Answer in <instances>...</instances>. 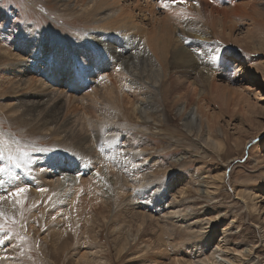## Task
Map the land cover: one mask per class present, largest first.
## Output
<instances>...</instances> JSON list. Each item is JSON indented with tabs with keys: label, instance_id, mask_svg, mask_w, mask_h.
Wrapping results in <instances>:
<instances>
[{
	"label": "rangeland",
	"instance_id": "374dc122",
	"mask_svg": "<svg viewBox=\"0 0 264 264\" xmlns=\"http://www.w3.org/2000/svg\"><path fill=\"white\" fill-rule=\"evenodd\" d=\"M154 1L157 5L162 3V0ZM172 1L166 0V3L170 4ZM261 1L264 6V0ZM226 2V0H209L208 5L217 10L233 7ZM233 2L239 4L244 1ZM173 3L176 4L175 0L171 4ZM77 9L73 12H64L62 8L59 9L54 0H0V34L7 32L11 34L9 39L0 35V126L17 137L18 148L27 151L30 158L33 157L30 155L33 151L37 155L43 152V155H47L48 158L53 155L61 164L64 161L62 153L55 148L58 145L54 138H42V135L29 123L22 124L12 120L16 114L12 112L14 105L12 99L16 96L47 93L46 95L57 99L56 101L62 105L60 119L68 122L67 129L73 130L74 134L84 135L88 133V130L96 129L97 125H101V120H97L98 116L92 113L87 115L83 107H102V102L96 98L101 97L103 91L99 90L103 84L108 87L109 83L113 82L115 93L119 95L126 91V88L132 87L128 83L127 74L125 77L123 74L118 76L119 70L116 69L118 67L112 71L109 65L103 67L100 64L99 67H94L84 62L90 71L87 74L97 78L95 81L97 86H93L86 76H83L80 65L81 59L85 58V52L93 56L94 51L99 49L82 52L83 35L84 38L86 36L91 38L92 34L84 31L80 12L78 13L80 9ZM254 19L255 44L262 43L263 49L264 7L254 16ZM5 22V25L10 28L2 24ZM241 28L242 25L240 30L239 28L236 30L238 34L234 33L235 37L238 35L237 40H240L238 43L234 40L226 41L219 38L212 42L221 46L224 55L231 53L232 59L236 61L245 57L242 64L248 63L253 72L249 81L261 83L264 87V50L258 49L261 53L259 54L251 49L246 41L241 42L245 37L246 27ZM79 35L82 36L79 38ZM30 39L32 43H29ZM68 46L74 49L73 56L76 59L73 67L70 65L68 68L62 67L63 73H66L68 77L59 76V70L53 68L54 74L50 75L52 79H55L53 81L47 75L45 77L41 75L38 70H32V68L44 67L43 65L46 68L49 66L52 68L56 65L55 57L58 55L56 49L60 47L64 49ZM47 49H51V52L48 53ZM6 50L10 56L8 53L5 54ZM41 51L43 58L37 61ZM12 54L16 57L14 58ZM100 54L104 55L102 52ZM23 60L25 62L21 63ZM110 60V62L113 61ZM133 60L137 62L136 66L142 64L140 63L142 60L139 63L138 59ZM19 65L24 70L18 68ZM20 75L21 87L18 86ZM2 86L7 88L8 95H3ZM199 86L204 88L202 84ZM176 89L181 90V87ZM183 89L178 91L188 97L183 98L180 95L183 100L181 103L177 102L179 100L174 101V93L177 91L173 92L172 88L166 93L164 91L161 98H158L161 103L160 109L165 117V120L163 119L160 123L161 126L158 124L156 127L152 126L153 128L148 126L140 129L135 127L130 119L126 121L120 115L118 124L122 130L119 133L122 135L118 143L124 145V138L129 139L128 142L132 141L131 146L127 147L129 150H134L132 154H129L130 156L115 151L117 146L115 143H106L107 146L103 143L93 144L91 148L94 152L90 153L97 161L87 158L85 161H76L68 170L59 169L57 173H60L58 180L60 184L54 191L55 198L39 187L34 189L35 184L34 186L31 184L19 197L22 203L13 204L11 200L0 202V211H3L6 217V219L0 218V224H4L5 232L10 237L5 240V233L0 232V264H101V262L104 264H170L175 255L174 251H177L178 257L183 261L191 260L189 256L195 251H204L196 252L195 256L199 255L200 259L205 260L208 254L206 251L214 249L217 243L223 246L222 253L228 259L230 258L229 260L232 262L236 260L234 264H264V116L259 111L250 116L251 120L244 119L240 109L231 113L223 107L219 98H210L211 100L207 102L202 99L199 106L201 107L202 103L207 106V114L212 117L209 127L205 125L203 132L198 136L194 133L188 135L184 127L183 114L180 115L178 108L184 107V113H187L195 100L190 97L192 93L189 95V90H186L185 86ZM185 90L188 94L183 92ZM208 133L215 140L216 147L208 148L204 145ZM253 136L254 139L248 140L243 145L245 139ZM36 144H40V147H36ZM0 146L3 149L12 148L9 143L0 142ZM201 146H205L206 149H202ZM101 148L104 150L101 151ZM41 149L43 151H40ZM126 150L124 148V151ZM138 150L141 151V155L137 157L143 160V163L137 168L132 156ZM12 153L18 154L16 148L12 150ZM48 161L52 162V159ZM134 167L137 169H133ZM132 169L134 170L131 172L132 178L127 177V185H122L119 189L115 185V182H118L117 174L125 175ZM13 172L21 174L24 169H13ZM80 172L81 175L84 174L81 176ZM57 173L54 174L57 175ZM92 173L94 176L98 175L99 180L96 178L87 180L84 185L79 186L81 189L75 188L82 178L83 180L88 176L90 178ZM142 174H147L148 177L141 186L134 181L140 180ZM220 174L223 179L216 181ZM206 182L207 185H205ZM199 184H202L200 189L208 188L210 195L197 191L195 185ZM2 187L11 191L13 185L6 183ZM74 189H79L78 201L71 204ZM154 190L165 194L156 203L162 208L160 206L158 209H153L152 205L155 202L148 201L149 198L143 195L145 191H149V197H152ZM0 192L4 194L3 191ZM46 194L47 196H44ZM58 196H61L63 201L61 199L56 201ZM43 197H45L44 200ZM48 199L50 207L45 210V201ZM102 199H106L108 209L104 208L106 206L99 205ZM181 203L196 206L193 208L195 212L184 213L185 220H189L187 224L197 223L192 232L185 229V223L178 224V221L167 214V212L178 210L176 205ZM98 207L100 208L97 209ZM101 209L105 212V214L103 212L105 222L102 220L101 212L98 213L102 211ZM216 213L218 216L215 221L211 222L210 226L203 225L200 229L199 222L211 220ZM232 220H234L233 223L228 226ZM53 230L62 234L56 248L52 243L55 237L52 236ZM127 232L131 233L130 237L125 235ZM133 236L136 237L135 240H132ZM241 241L246 242L253 249L252 256L246 258L234 252L239 247L236 244ZM202 253L203 256L200 255ZM80 256L86 257L85 263L78 261L81 260ZM252 259L254 261H251ZM209 262L213 264L212 261Z\"/></svg>",
	"mask_w": 264,
	"mask_h": 264
},
{
	"label": "bare ground",
	"instance_id": "6f19581e",
	"mask_svg": "<svg viewBox=\"0 0 264 264\" xmlns=\"http://www.w3.org/2000/svg\"><path fill=\"white\" fill-rule=\"evenodd\" d=\"M54 1L56 2V4H58L59 9L62 8L63 9L62 11L64 12H73L77 8L80 9L78 13L80 12L79 15L81 17V21H82L81 23L83 24L84 31L88 33L90 32L92 34L90 35L91 38L88 36L84 38L83 35L82 38L83 40L81 43L83 45V47H81L83 50L82 52L86 50L88 51L89 49H91L92 51H94L95 48L99 49L94 51L93 56L90 53L88 54L85 52V57H87V59L85 58L81 59L82 64L85 62L87 64L89 63L91 66L94 67H99L100 64L103 67H107L109 65L112 71L115 70L114 69L115 67H118L116 68L119 70L117 72L118 76H121V74H123L125 77V74H127V77H129L127 78L129 81L128 83L132 86L131 88H126V91H124L120 95L118 93H115V87L113 82H110L108 87H106V84L105 86L103 84L104 87L102 86L101 89L99 88L100 89L99 91L100 92L103 91V92H101L102 95L100 94L101 97H97L96 99H99L102 102L103 104L102 107L89 108L84 106L83 110L87 115L88 113L96 114L95 116H98L97 120L98 119L101 120V125L99 126L97 125L96 129L92 128L91 130H88V133L87 134L85 133L84 135L81 133L74 134L72 132L73 130L70 131L71 130L70 128H69L70 130L67 129L68 127L66 126L68 122L61 121L60 119L62 105L60 104V102L56 101L57 99L55 100L53 97L46 95L47 93L32 94V95L22 93L23 95L16 96L14 99H12L14 102V105L12 107L13 108L12 112L16 113L14 118H12V120L14 122H20L22 124L29 123L30 125L33 126L36 132L42 135L41 136L42 138L44 137L54 138V140L57 141V145H58L55 148L62 153L63 160L75 158V161L81 162V161H85L87 158L95 159V156L91 155L92 153L90 152L93 151L91 145L96 143L99 144L103 143L105 145L106 143L109 142L115 143L117 145L115 147V151H118V153L119 152L126 153L127 155L132 154L134 150L133 149L129 150V148H127L129 145L131 146L132 141L128 142L129 139L124 138L125 141L124 145L118 143V141L120 140L119 138L122 135L119 133L121 128L120 125L118 124L120 123V115L126 121L130 119L133 122L134 126L140 129L147 128L148 126L156 127L158 124L160 125L162 120L163 119L165 120V117L162 109H160L161 103L158 98L159 97L161 98V95L163 94L164 91L166 93L171 88L173 92L177 91V93H174L175 94L174 101L179 100L177 101L178 103L179 102L181 103V101H183L182 97L180 96L182 95L180 94V91L184 90L183 86L187 88L186 90H189V95L190 93H192V96L190 95V97H193L195 100V103L193 104V106H191L190 110L187 113L186 112L184 113V109H185L184 107L178 108L180 115L183 114V118L185 121L184 127L186 128L188 135L194 133L195 136H198L200 135L201 132H203V127L205 125L207 128L209 127L210 119L212 117H210V115L207 114L208 113L207 106L203 105V103L201 107L199 106L202 99L205 102H207L209 101L210 98H214V99L219 98L223 107L226 110L230 111L231 113L240 109V112L244 115V119L251 120L250 116L257 114L259 111H261V115L264 116V94H263L264 87L261 83L258 82L254 83V81H249L250 75H252L253 72L250 70V66L248 63L242 64V62H244L245 60V57H242V59L236 61L232 59L233 55L231 53L225 54L226 66L235 69V71L232 72V74L230 75L226 71H217L215 66L211 63V61L209 62L206 55V53H208L212 48H215L217 46V44L212 42L217 38L226 41L234 40V42L238 43L239 40V39L237 40L238 35H236L235 37L234 33L236 32V30H238V28L240 30V25H242V28L243 26L246 27L244 31L245 37L243 36L244 39L241 40V42L244 43L246 41L251 49L259 53L258 49H262V43L255 44L254 16H256V14H258L261 8L264 7L261 0H243L244 2L243 3L241 2L239 4L233 2L236 0H226L227 1L226 3L233 7H230L229 9L225 8L223 10H217V9H213V7H210L209 6L210 4L208 5L209 0H194V1L185 0V2H183L185 4L180 3L176 0H175L176 4L174 3L171 4L174 0L170 4H167L166 0H162V3L159 5H157L156 1L154 0H54ZM165 4H167V7H165ZM182 6L183 7L185 6V8L183 9ZM2 24L5 25L6 22ZM5 26L7 28L9 27L7 25ZM236 33L238 34V32ZM0 35L1 37L7 39L11 37V34L8 32L1 33ZM81 36L82 35H79V38ZM30 42L32 43L31 39L29 40V43ZM47 50H49L48 53L51 52V49H47ZM262 50H264V48ZM199 51H201V53ZM56 52L58 55L55 57V63H56L55 66H53L52 68L51 66L46 68L45 65H43L42 63L41 65H43L44 67L32 68V70L33 71L38 70L39 73L44 77L46 75L50 77L51 73L54 72L53 68H55L59 70V76L63 75L65 78L68 77L66 73H63L62 67L68 68L69 65L73 67L74 63H76V59L73 56L74 49L71 48L70 46L64 49L60 47L56 49ZM100 52H102L104 55H101ZM6 53H8V51L5 52V54ZM8 56H10V53H8ZM13 57L15 58L16 56L13 55ZM41 58H43L42 51H41V56L38 58L37 61H39V59ZM33 59L35 60V58ZM77 59L79 60V58ZM110 59H112L115 62L113 61H112L113 63L110 62L111 61ZM132 59H138V63L140 60H142L140 62L142 64L141 65L138 64V66H136L135 64L137 62H134V60L132 61ZM23 62L25 61L23 60L21 63ZM85 63L83 65H85ZM88 65H86L87 67L85 66L87 69H88ZM245 67L246 70L248 71L244 70ZM18 68L23 69V67L20 65L18 66ZM81 72H83L82 73L83 76L85 75L86 78L93 84V86L94 85L97 86L95 82L97 78L91 77L87 74L90 73V71L81 70ZM50 79L52 78L50 77ZM21 80L22 78L20 75L19 84H18L19 87L22 86L20 85V83H22ZM52 80L54 81L55 79ZM9 82H13V81H9ZM200 84H202L204 88L199 86ZM179 87H181V90L178 89L180 91L176 89ZM186 90L183 92L188 94ZM2 92L4 93L3 94L4 96L8 95L7 94L8 90L4 86H2ZM182 96L183 98L188 97L187 95L185 96L182 95ZM252 139H254V136L245 139L243 145H245L248 142V140H252ZM0 142L9 143L12 146L11 149H3L0 146V150L5 151V153L12 152V150L15 148L16 151L17 149H19L18 148L19 141L17 137L5 131L1 126H0ZM204 145L208 148L217 146L215 140L211 138V135H209V133L205 138ZM205 146L203 147L201 146L202 149L203 148L206 149ZM36 147H40V144H38ZM124 148H126L127 150L124 151ZM140 153L141 151L139 150L135 151L132 156L137 164L136 166L137 168L143 163V160H140L139 157H137L138 155H141ZM30 155H33V157L30 158L28 156L26 166L23 168L24 172H22L21 174L17 173L18 175L21 176L20 180L16 181L9 179L8 184L13 186H27V187H30L31 184H33L34 186L35 184L34 189L39 187L40 189L48 192L53 198L54 191L55 189H58L60 184V182H58L60 173L57 172L59 171L60 168H65L68 170V168L73 167L75 162L73 164L70 163L67 166L60 163L59 166L50 167L49 165L51 161L50 162L48 161L49 159L48 156L43 155V152H41L40 155H37L32 151ZM51 159L52 161H56L53 155H51ZM136 167H134L133 169H135ZM130 168H132V166ZM133 169L127 171L125 175L117 174L116 181L118 182L115 181L114 182L119 189L120 186L127 185L126 183L128 181L127 177L128 179L130 176L132 178L131 172L134 171ZM135 172L137 173L138 171ZM54 173H57V175H55ZM89 174L90 172L88 171V175ZM99 174L101 173L99 172ZM104 175H106L107 177L106 173H104ZM91 176L90 178L88 176V178L84 180L81 177L82 179L80 183H78V185L76 184L75 188H79V186L84 185L85 184L84 182H86L87 180L90 181L91 179H95V178L99 180V177H97L98 175L97 176L95 175L96 176L95 177L92 173ZM147 177H148L147 174H142L141 179L140 180L138 179V181H134V183H138V185L142 186L146 182ZM222 179H223L222 175L220 174L217 177L216 181L218 180L221 181ZM199 185H195L197 186L195 187L197 191H203L205 195H208L210 193L207 190L208 189L207 187H206L207 189L205 188L200 189L202 184ZM205 185H207V182L205 183ZM79 189H74L73 198L70 200L71 204L73 202L78 201L77 193L79 192L78 191ZM148 192L145 191L143 195H146V197L149 198V199L147 198L148 201L150 200L151 202H155L152 205L153 209L155 208L158 209V207H160L161 205L160 204L156 205V203H158V199L159 198L161 199V197L165 194L160 193L158 190H154V192L151 191L153 196L149 197L150 194ZM106 194L110 195V193H106ZM44 196H47V194ZM115 196L117 195L115 194ZM129 198L131 199V197ZM42 199L44 200L45 197H43ZM60 199L62 200L61 196H58L56 201ZM80 200H81V196H80ZM105 200L106 199H102L101 204L99 203V205L106 206L107 202ZM49 201H50L49 199L45 201V210H47L48 207H50V204L48 203ZM46 203H48L47 206ZM176 207H178L179 209L178 210L176 209L174 211L172 209L173 212L170 213L167 212V214L170 216V218L178 221L177 222L178 224L185 223L184 225L185 229L192 232L195 226L197 225V223L187 224L189 220H185L184 213L195 212L193 208H195L196 206L193 207L192 204L183 205V203H181V205L178 206L176 205ZM180 207L183 208L180 209ZM99 208L100 207H98L97 209ZM104 208L108 209V206ZM101 210L102 211L98 210L99 211L98 213L101 212L100 215L103 216L104 211L103 209ZM92 213L94 212L92 211ZM217 216L218 213H216L215 216H212V218L209 217V219L211 218V220L199 222L200 229H202L203 225L205 224L209 225L211 222L215 221V218ZM147 218L148 217H146V219ZM105 219L106 218L103 216L102 217L103 222H105L104 221ZM138 219L140 220L139 217ZM233 221L234 220H232L230 224H228V226H230L231 223H233ZM130 232L125 233V235L130 237L131 236ZM137 232L139 233L140 229ZM52 236H55L52 239L53 240L52 243H53V247L56 248V246L59 243L58 240L61 238L62 234L59 231L57 232L56 230H53ZM133 238L132 240L136 239V237L134 236ZM236 238L239 239V237ZM140 244L143 243L140 242ZM236 245H238L239 247L238 249L234 250V252L246 258L247 256L251 255L253 249L250 248L246 242L241 241ZM222 247L223 246H221V244L217 243L214 249L206 251V253L208 252V254L205 260L202 258L201 260L199 258V255L198 257L195 256L196 252L201 253L204 251H195L194 253H192L193 256L192 255L189 256L191 260L187 259L188 261L181 260V258L178 257L177 251H174L173 254L175 255L171 261L172 263L170 264H208L207 262L209 261H212L213 264H234L236 260L234 262L229 260L230 258L228 259L227 256H225L222 253L223 251ZM9 253H7V255ZM200 255L203 256V253ZM79 259H81L78 260L79 262L84 261L85 263L86 261V257L83 256H80ZM238 259L239 258L237 257V260ZM251 261H254V259H252ZM101 264H104V262L103 263L101 262Z\"/></svg>",
	"mask_w": 264,
	"mask_h": 264
},
{
	"label": "snow or ice",
	"instance_id": "6c2138e0",
	"mask_svg": "<svg viewBox=\"0 0 264 264\" xmlns=\"http://www.w3.org/2000/svg\"><path fill=\"white\" fill-rule=\"evenodd\" d=\"M178 2L183 3L185 0H178ZM165 7H167V4H165ZM206 55L208 60L211 61L217 71H226L230 75L235 71V69L226 66V57L219 45H217L215 48H212L208 53H206ZM85 59H87V57H85ZM80 68L83 71L88 70L83 64L80 65ZM40 151L43 150L41 149ZM101 151H103V148H101ZM17 152L18 154H13L12 152L5 153V151L0 150V191H3L4 193L0 194V202L11 200L13 204H20L22 201L19 199V197H21V195L28 190L27 186H13L11 191H8L2 187L8 183L9 179L16 181L20 180V176L14 173L13 169L22 170L26 166L25 162L28 157V152L21 149H17ZM48 160H51V156ZM74 162H76L75 158L65 159L63 164L67 166ZM60 163L61 162L59 160L52 161L49 166H59ZM0 218L6 219L5 213L3 211H0ZM0 232L5 233V240L10 239L8 233L5 232L4 224H0Z\"/></svg>",
	"mask_w": 264,
	"mask_h": 264
}]
</instances>
